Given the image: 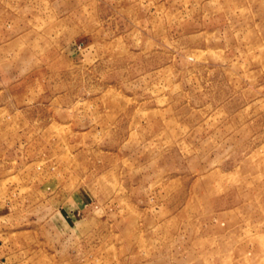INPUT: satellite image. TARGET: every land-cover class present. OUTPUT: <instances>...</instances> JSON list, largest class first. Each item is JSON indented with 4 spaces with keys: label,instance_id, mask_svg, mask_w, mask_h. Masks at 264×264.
Instances as JSON below:
<instances>
[{
    "label": "rangeland",
    "instance_id": "1",
    "mask_svg": "<svg viewBox=\"0 0 264 264\" xmlns=\"http://www.w3.org/2000/svg\"><path fill=\"white\" fill-rule=\"evenodd\" d=\"M0 264H264V0H0Z\"/></svg>",
    "mask_w": 264,
    "mask_h": 264
},
{
    "label": "crops",
    "instance_id": "2",
    "mask_svg": "<svg viewBox=\"0 0 264 264\" xmlns=\"http://www.w3.org/2000/svg\"><path fill=\"white\" fill-rule=\"evenodd\" d=\"M0 47H1V45H0Z\"/></svg>",
    "mask_w": 264,
    "mask_h": 264
}]
</instances>
